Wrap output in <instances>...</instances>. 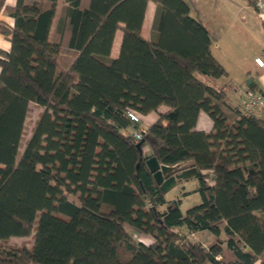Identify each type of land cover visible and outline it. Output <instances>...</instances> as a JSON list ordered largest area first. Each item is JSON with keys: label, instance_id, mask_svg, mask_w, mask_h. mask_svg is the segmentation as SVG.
Masks as SVG:
<instances>
[{"label": "trees", "instance_id": "16d2710c", "mask_svg": "<svg viewBox=\"0 0 264 264\" xmlns=\"http://www.w3.org/2000/svg\"><path fill=\"white\" fill-rule=\"evenodd\" d=\"M57 1L0 0L15 19L0 21L11 42L0 48V264H264V117L229 118L216 82L228 71L190 4L155 0L145 38L150 0H65L52 41ZM63 46L77 51L67 67ZM32 102L44 109L21 150ZM202 111L209 132L196 128ZM139 127L141 148L131 136ZM150 156L197 167L181 195L201 202L184 210L168 198ZM35 228L32 246L8 243Z\"/></svg>", "mask_w": 264, "mask_h": 264}, {"label": "rangeland", "instance_id": "374dc122", "mask_svg": "<svg viewBox=\"0 0 264 264\" xmlns=\"http://www.w3.org/2000/svg\"><path fill=\"white\" fill-rule=\"evenodd\" d=\"M205 4V10L209 16L219 20L222 27L221 31H218L219 35H217L219 41L222 42V46L215 49L216 54L232 72V83L237 84L230 85L233 92L235 93V87H246L252 79L264 78V67H260L255 62L256 56H261L264 60V20L260 17L258 11L254 10L252 5H248V0H209ZM241 5L244 6V11L241 10ZM243 13H246V16H243ZM62 52L63 49L59 57L61 63L65 61ZM163 107L167 108L166 105H163ZM43 109L36 103H30L21 150L30 138ZM143 124L147 125L148 121L144 120ZM145 150H149L148 145ZM180 184L186 190H190L195 186L191 180L182 181V183H178L177 186L167 192L168 198H182V208L184 210L201 202L202 199L198 193L182 196L181 192L184 188L181 189ZM132 232L135 237H140L137 231L132 230ZM35 233L36 228L28 236H12L9 238L8 243L14 246L25 245L30 247L35 241ZM205 233H197L195 239H200L203 243L209 244L212 241V234L210 232Z\"/></svg>", "mask_w": 264, "mask_h": 264}, {"label": "crops", "instance_id": "0c3cea01", "mask_svg": "<svg viewBox=\"0 0 264 264\" xmlns=\"http://www.w3.org/2000/svg\"><path fill=\"white\" fill-rule=\"evenodd\" d=\"M17 1L18 0H15L14 4L8 3V2L7 3L9 5H16ZM27 1H29V0H27ZM185 1H187L190 4L191 14L193 16H196L199 19H201V21L207 26V28L211 31V33L214 36L215 43L213 44V53L223 63V65L226 67V69L228 71V75L218 78L216 80V82L218 85H225V89H226L227 96H228V101L226 103L225 111L229 115L230 119H235L238 117V112H240L242 110V101H243V97H244V91L247 88V86L246 87H244V86L235 87L234 88L235 93L233 92V89L230 88V85L234 84V83H232V81H233L232 72L228 68L226 63H224V61L216 54V49H215V48L218 49L222 46L221 45L222 42L219 41V38L217 36V35H219L218 31H221L222 27L220 26L219 20H216L214 17H210L209 14L207 13V11L205 10V8H206L205 3L208 2L209 0H185ZM248 5H250L249 0H248ZM65 6H66L65 0H58L57 1L56 15L53 18V22H52V26H51V30H50V40H52V41L55 38H59L57 33H56L57 23H58V19H59V17H60ZM156 6H157V3L155 0H150L148 2L147 9L145 12V19H144L143 26H142V33H143V36L145 38H149L151 35V29H152V24H153ZM240 7H241V10L244 11V6L241 5ZM252 7L254 8V6H252ZM254 10H255V8H254ZM243 16H246V13H243ZM0 21L5 22L11 26L15 25L14 17L6 14V12H4V11L2 13H0ZM121 25L124 26L123 23H121ZM123 36H124L123 30L121 28L118 29L116 34H115L112 49H111V54H110L111 58H116L119 56L122 41H123ZM0 38H2L3 42L11 45V42L7 38V36H5L1 32H0ZM0 48L4 49L3 47H0ZM9 50L10 49H8L6 51H9ZM62 53L64 54L63 60H65L62 63L64 67H67L68 65H70V63L77 56V51L72 50V49H67L65 46H63V52ZM256 57H261V56H256ZM0 72H1V67H0ZM253 83L255 85L261 86L264 84V78L261 77V79L260 78L252 79L251 84H253ZM234 85H237V84H234ZM240 85H243V84H240ZM160 109L162 111H165L168 109V107L164 108L163 106H161ZM257 114L264 117V109L257 112ZM157 115L158 114L156 112H152V113L148 114L147 116H145L144 120L148 121V123L152 122L157 118ZM196 128L198 130H204L207 132L211 131L213 129L212 118L206 112L202 111L199 115ZM127 132L128 131H125V133H127ZM189 180H191L194 184L197 183V180L195 178H191ZM181 185L182 184H180L179 187L181 189H183L181 187ZM208 233L209 232H206L205 234H208Z\"/></svg>", "mask_w": 264, "mask_h": 264}, {"label": "water", "instance_id": "95a60500", "mask_svg": "<svg viewBox=\"0 0 264 264\" xmlns=\"http://www.w3.org/2000/svg\"><path fill=\"white\" fill-rule=\"evenodd\" d=\"M251 82L252 80L248 82V85ZM141 146L142 142L137 143L138 148ZM146 164L153 173L155 181L165 193L177 186L178 183H182L183 180L192 178L198 173L197 167L190 162L177 165L161 164L156 156L148 157Z\"/></svg>", "mask_w": 264, "mask_h": 264}, {"label": "built area", "instance_id": "2783aa9c", "mask_svg": "<svg viewBox=\"0 0 264 264\" xmlns=\"http://www.w3.org/2000/svg\"><path fill=\"white\" fill-rule=\"evenodd\" d=\"M255 2L258 14L264 20V0H255ZM257 60L264 62L261 57L255 58L256 63ZM258 65L261 66L260 64ZM262 109H264V84L256 88H246L242 101V114L257 113ZM128 116L134 123L141 122V116L135 111H129ZM144 131L145 129L141 127L132 131L131 136L136 143H139L143 139ZM189 235L192 238H196V233L194 232H191Z\"/></svg>", "mask_w": 264, "mask_h": 264}, {"label": "clouds", "instance_id": "9594fccd", "mask_svg": "<svg viewBox=\"0 0 264 264\" xmlns=\"http://www.w3.org/2000/svg\"><path fill=\"white\" fill-rule=\"evenodd\" d=\"M8 3H15V0H7ZM0 47H3L5 50L10 49L11 45L3 42L2 38H0ZM257 63L264 67V62L257 60Z\"/></svg>", "mask_w": 264, "mask_h": 264}]
</instances>
